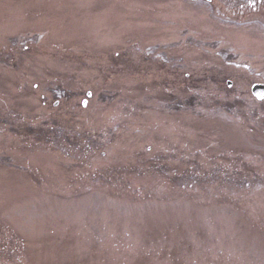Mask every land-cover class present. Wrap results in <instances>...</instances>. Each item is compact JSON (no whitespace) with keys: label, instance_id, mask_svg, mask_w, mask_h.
I'll return each mask as SVG.
<instances>
[{"label":"rangeland","instance_id":"374dc122","mask_svg":"<svg viewBox=\"0 0 264 264\" xmlns=\"http://www.w3.org/2000/svg\"><path fill=\"white\" fill-rule=\"evenodd\" d=\"M255 84L264 0H0V264H264Z\"/></svg>","mask_w":264,"mask_h":264},{"label":"water","instance_id":"95a60500","mask_svg":"<svg viewBox=\"0 0 264 264\" xmlns=\"http://www.w3.org/2000/svg\"><path fill=\"white\" fill-rule=\"evenodd\" d=\"M227 85L230 86V82H227ZM251 93L257 100H263L264 99V85L263 84H255L251 87ZM87 96H90V93L87 92ZM83 105H85V102H83Z\"/></svg>","mask_w":264,"mask_h":264},{"label":"flooded vegetation","instance_id":"af4514ba","mask_svg":"<svg viewBox=\"0 0 264 264\" xmlns=\"http://www.w3.org/2000/svg\"><path fill=\"white\" fill-rule=\"evenodd\" d=\"M258 5H259V1H258L257 5L253 6V8L256 9Z\"/></svg>","mask_w":264,"mask_h":264}]
</instances>
